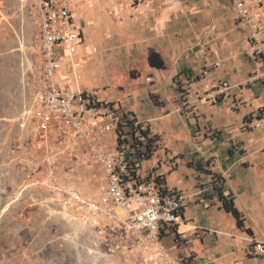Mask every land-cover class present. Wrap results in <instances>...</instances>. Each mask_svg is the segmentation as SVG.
<instances>
[{"label": "rangeland", "instance_id": "1", "mask_svg": "<svg viewBox=\"0 0 264 264\" xmlns=\"http://www.w3.org/2000/svg\"><path fill=\"white\" fill-rule=\"evenodd\" d=\"M83 1H70V10L72 26L82 31L84 40L74 44L73 55L64 52L60 57L57 84L74 91L82 88L101 102L136 115L148 133L143 136L144 150H152L140 163L141 177L150 180L152 174L154 181L162 177L167 186L183 192L189 205L187 217L199 227L239 233L233 216L218 211V196L213 200L204 197L211 175L200 173L190 163L212 160L215 173L230 172L233 186L243 179L245 189L255 194L264 212V128L234 136L228 130L243 122L245 110L239 112L228 102L213 106L203 88L196 105L199 128L184 114L177 122L166 116L179 106L181 97L170 81L171 72L185 68L196 75L204 72L209 62L203 50L210 52L204 43L212 38L207 34L202 42L199 34L218 21L219 30L235 27L230 2L220 0L216 8L200 2V14L181 15L157 34L113 17L114 2H124L117 4L121 11L122 6L127 9L146 0ZM163 1L173 6L180 3ZM36 6L37 0H0V264H147L132 234L118 222L64 205L65 193L58 187L64 185L95 198L104 173L90 145L76 140L64 121L45 133L35 128L43 62ZM216 42L224 56L228 49L220 40ZM62 48L66 51L68 46ZM245 74L232 71L230 63L224 62L213 79L226 82L229 95L234 96L240 93ZM256 105L253 101L248 110ZM213 130L222 132V138L196 140L197 135L204 137ZM239 143L245 153L232 154ZM246 156L248 166L242 164ZM119 213L123 216L121 209ZM260 228L264 233V221ZM215 238L209 236V246L216 244Z\"/></svg>", "mask_w": 264, "mask_h": 264}, {"label": "built area", "instance_id": "2", "mask_svg": "<svg viewBox=\"0 0 264 264\" xmlns=\"http://www.w3.org/2000/svg\"><path fill=\"white\" fill-rule=\"evenodd\" d=\"M231 1L238 25L242 30L249 29L248 54L262 63L261 69L249 75L243 85L264 82V0ZM36 7L43 62L33 115L35 128L45 133L58 126L60 120L64 121L76 140H88L92 155L104 173V183L95 198L64 185L58 187L65 193L64 205L86 209L92 217L118 222L132 234L147 264H188L171 254L161 236L162 230L172 231L180 224L179 215L187 200L185 194L167 186L159 176L154 181L151 174L150 180H145L139 174V167L135 169L139 166L136 156L145 147V129L131 113L101 102L96 94L82 88L74 91L57 84L60 57L64 52L75 53L74 44L81 41L82 34L72 26L70 0H37ZM62 45L68 46L66 51ZM220 96L228 95L218 86L206 94V99L216 103ZM179 110L196 116L194 102ZM91 120L96 123L90 124ZM255 128H264V110L246 123L245 129ZM108 134L116 136V147L109 149L100 144ZM253 248L264 257V242H254Z\"/></svg>", "mask_w": 264, "mask_h": 264}, {"label": "crops", "instance_id": "3", "mask_svg": "<svg viewBox=\"0 0 264 264\" xmlns=\"http://www.w3.org/2000/svg\"><path fill=\"white\" fill-rule=\"evenodd\" d=\"M71 2L73 0H70ZM83 4V0H77ZM214 1L212 4L211 2ZM232 5L235 12L234 23L235 27L227 30H219L218 27L221 22L218 21L216 25L204 28L203 32L199 34V39L203 42L205 36L208 34L212 39L204 43V46L209 44V53H206V49L203 50V55L208 60V64L204 67V72L200 75H196L188 68L179 70L175 69L171 72V80L176 88L180 92L179 106L171 108L170 112L166 116H171L176 122L180 121L179 115H185L192 126L199 124L200 114L197 105V97L202 92L207 94L208 92L215 90L218 86H224L226 82L214 81L213 75L218 71L224 62L230 63L232 66V71H244L246 74L242 82L239 83L240 93L238 95H229L228 85L222 87L225 91L227 97L220 96L217 100V104L221 102L231 103L235 110L241 111L245 110L243 113V122L241 124H235L230 127L228 131H234V136H238L241 132L248 131L245 129L248 120L257 117L261 111L264 110V82H257L253 85H243L247 80L248 76L252 73L258 71L262 67L260 59L256 56H251L248 54L249 49V29L242 30L238 25V20L236 16V10L231 0H228ZM176 2V1H175ZM200 2L209 6L212 5L214 8L220 5V0H180L179 5L171 4L172 2H164L163 0H146L137 6L128 5L127 9L123 7L120 11L117 9L118 2H114L115 7V17L116 19L126 20L129 23H136L140 25L141 30H150V32H157V34H162L167 30L168 25L181 15L186 14H200L203 9L200 7ZM119 6L125 5L124 2L118 4ZM126 18V19H125ZM82 34V31H81ZM84 40L83 34L81 41ZM216 40H220L221 43L226 47V53L223 56L220 53L219 43ZM206 48V47H205ZM210 59H214L210 61ZM162 78V77H161ZM212 80V83H211ZM259 92V95H257ZM253 101H257L255 109L248 110V108L253 106ZM194 102V107L196 110V116L193 113H187L186 110H179L181 107L188 103ZM211 103V102H210ZM216 103H211L213 106ZM131 113L129 111H126ZM132 114V113H131ZM136 116V115H135ZM137 118V117H136ZM96 121L91 120L90 124H95ZM199 128V126H198ZM200 131V129H198ZM220 132L213 130V134ZM213 134H207L204 137L197 135L196 140L204 142L205 139L212 138L211 141H215L218 138H214ZM220 138H222V132L219 133ZM90 135V134H89ZM90 140V137H88ZM88 140H86V145ZM100 144L105 148L116 147V136L114 134H108L104 136ZM239 143L237 147L234 148L232 154L238 151L241 154L245 153V147L243 144ZM229 147V145H228ZM246 157L243 158L242 164L248 166L249 162ZM224 167V166H222ZM233 167V166H232ZM223 177L225 189L231 191L235 196V203L237 208L246 216V227L252 231V235L241 231L236 228L239 233L235 232H223L215 227H199V225L191 222L187 217V210L189 205L186 204L188 200L185 201L182 213L179 215L180 224L172 231H164L163 243L170 250L171 254L175 257H181L185 259L188 264H264V257L259 256L254 248V242H264V233L260 228V222L264 221V212L259 210V204L255 202V194L249 192L245 189V183L243 179H240L238 184L233 186L230 180V172L225 170L223 173H218ZM209 191L203 190L205 196H210L211 199H215L216 195L213 193V186L210 181ZM228 184L230 185L228 187ZM212 187V188H211ZM218 211L225 212L220 208V203L216 205ZM226 213V212H225ZM227 216L230 214L226 213ZM232 216V215H230ZM236 223V221H235ZM209 236L216 237L215 245L209 246ZM220 236L222 238V243H219ZM198 241H201L199 243ZM244 242H247L245 244Z\"/></svg>", "mask_w": 264, "mask_h": 264}, {"label": "trees", "instance_id": "4", "mask_svg": "<svg viewBox=\"0 0 264 264\" xmlns=\"http://www.w3.org/2000/svg\"><path fill=\"white\" fill-rule=\"evenodd\" d=\"M105 103V102H104ZM134 118L137 120L136 116L132 114ZM253 118V116H252ZM62 121V120H60ZM220 132H217L214 134V138H220ZM144 134H148L147 132H144ZM216 135V136H215ZM137 154V164L140 166L141 161L143 158H149L151 156L152 150L150 147H147L146 150L140 151ZM212 165V160L208 161H203L200 160L198 162H191L190 166L196 168L200 173H208L212 177L211 185L213 186V191L215 192V195L218 196V201L220 203V208L223 209L226 213L230 214L233 216V218L236 221L237 228L240 229L241 231H244L248 233L249 235H252V231L246 227V216L237 208L236 203H235V196L234 194L225 189L224 187V182H223V177L215 173L211 169ZM139 166H135V169H138ZM162 178V177H161ZM163 179V178H162ZM204 197H210V196H205ZM211 198V197H210ZM164 230L161 231V236L163 237Z\"/></svg>", "mask_w": 264, "mask_h": 264}]
</instances>
